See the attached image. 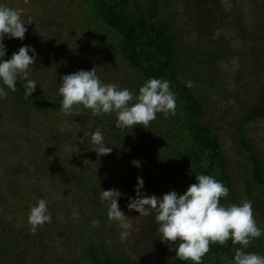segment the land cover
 <instances>
[{
    "label": "rangeland",
    "instance_id": "1",
    "mask_svg": "<svg viewBox=\"0 0 264 264\" xmlns=\"http://www.w3.org/2000/svg\"><path fill=\"white\" fill-rule=\"evenodd\" d=\"M263 1L157 0L155 16L156 20L170 25L182 52L195 43L203 52L219 41L228 42L237 52L233 58L214 64L226 91L234 92L237 98L225 99L204 89L207 112L203 119L219 132L228 162L227 171L234 178V186L224 205L239 204L245 199L251 201L255 220L261 228H264V188L249 176L253 165L239 140L235 123L257 103L262 80L260 75L248 74L252 69L245 54L255 43L240 38L234 23L241 19L257 31L260 23H264L260 8ZM0 4L20 10L27 28L23 41L4 38V57L10 59L25 45L35 49L36 61L29 78L37 81L36 90L44 99L62 100L58 93L61 77L78 70L95 67L98 77L106 84H119L122 79L136 75V70L114 47L106 28L89 17L87 0H0ZM137 5L149 16L147 11L152 0H129L125 11L138 17L140 9ZM29 55H32L31 51ZM200 68L190 72L192 80H201L206 69ZM5 91L7 97L0 99V222L4 221L0 231L7 224L12 225L10 229L19 240L17 249L22 251L28 246V263L91 264L85 254L90 245H96L102 252L109 251L119 258L130 256L143 264H174L175 245L172 250L161 243L154 214L140 216L127 208L129 198L136 196L137 178H142V162L126 142L132 147L146 148L145 151L154 149L158 157L169 156L173 151L178 152L174 145L182 146L178 133L175 130L169 132L168 124H162L157 117L151 122L150 129L140 125L127 128L131 135L127 139L123 131L115 134L110 129V123L116 122L114 113L93 116L82 106L77 116L62 114L61 107H45L39 111L17 100V91L7 88ZM176 111H179L178 107ZM97 129L101 130L105 145L112 147L108 155L99 157L91 151L94 145L90 136L80 143L85 132L92 133ZM245 136L264 159V117L249 121L245 125ZM45 160L51 161L52 165ZM133 160H138L140 167L133 165ZM168 160L164 164L167 165ZM165 167L161 166L159 170L164 172ZM75 175L83 178L87 185L81 184ZM92 186L99 191L98 202L94 201ZM109 189L120 191V210L133 225L124 242L119 239L121 229L108 219L110 202L101 201V192ZM141 192L156 195L145 184ZM40 199H46L52 219L32 233L28 215ZM74 212L76 216H73ZM94 220L99 221L98 227L92 226ZM22 229L31 237L28 243L18 236ZM237 247L239 245H232L228 249L232 257ZM247 251L264 252V235L254 240ZM223 259L222 256L219 261ZM213 263L217 264V261L212 260Z\"/></svg>",
    "mask_w": 264,
    "mask_h": 264
},
{
    "label": "trees",
    "instance_id": "2",
    "mask_svg": "<svg viewBox=\"0 0 264 264\" xmlns=\"http://www.w3.org/2000/svg\"><path fill=\"white\" fill-rule=\"evenodd\" d=\"M87 2L90 9L89 17L106 28L114 47L122 54L129 66L136 70L135 76L119 81L120 87L128 88L134 95H138L139 88L147 80L159 78L168 80L171 90L176 94L179 111L168 118H165L162 113H158L157 117L162 124H168L166 129L169 132L175 130L178 133L177 136H180L182 146H173L178 152L173 151V153H169V156L158 157L153 151L154 149L145 151L146 148L132 147L130 143L126 142V145L133 149L142 162L141 176L145 186L157 196H162L172 190L183 194L189 185L196 183L195 174H205L224 183L230 193L234 186V178L227 171L228 162L223 153L219 132L213 130L212 123H207L203 119L207 112L203 97L205 92L203 91L216 92L225 99L237 98L234 92L226 91L227 89L222 85V77L218 76L219 73H216L214 68V64L233 58L237 52H234L229 43L224 41L213 43L203 52L199 50L198 43H195L182 52L179 49L176 34L170 30V25L166 21L155 19L158 12L157 0H152V6L147 11L149 16H146V13L137 5L140 9L138 17L131 16L125 11V5L129 0H87ZM260 8L264 13V1L260 3ZM234 24L240 38L255 43V46L250 47L245 54L246 57H249L252 69V71L248 70V74L260 75L262 80L257 103L251 105L235 124L239 140L253 165L249 176H252L255 182L264 188V159L253 142L245 136V125L249 121L264 117V23H260L257 31L245 25L241 19H236ZM3 59L6 60L5 57ZM200 67L206 69L201 71L203 73L201 80H192L190 72L195 69L200 70ZM188 81H192L195 87H187ZM16 87L17 100L30 107L39 111L45 107L52 109L61 107L62 100L58 102L46 100L38 90H35L31 97L25 99L24 84L20 80L17 81ZM115 124L116 122L112 121L110 129L115 134L123 131L127 139H130L131 135L128 134V129L117 128ZM151 128L153 127L151 126ZM167 158L169 160L166 165L164 163ZM45 161L49 166L52 165L51 161ZM161 166H166L164 172L159 170ZM54 167L56 168L55 165ZM75 178L81 184L87 185L83 178L76 175ZM92 190L94 201L98 202L100 194L97 187L92 186ZM225 201L226 198H222L220 203L224 205ZM3 222H0V225ZM10 228L12 225L7 224L1 228L3 231H0V264H30L27 261L28 246L19 251L17 249L19 240L16 239ZM23 232V229L20 230L18 236H22L25 243H28L31 237L28 233L25 235ZM232 245L231 241L225 245L218 243L210 245V251L202 258V264H212V260H216L217 264L220 262L232 264L233 257L228 252ZM259 254L264 255V252ZM85 255L91 260V264H143L134 261L130 256L119 258L109 251L102 252L96 245H90ZM172 255L174 264H193L192 261L176 259L174 250ZM222 256L224 261H219ZM81 260L78 262L80 263Z\"/></svg>",
    "mask_w": 264,
    "mask_h": 264
},
{
    "label": "clouds",
    "instance_id": "3",
    "mask_svg": "<svg viewBox=\"0 0 264 264\" xmlns=\"http://www.w3.org/2000/svg\"><path fill=\"white\" fill-rule=\"evenodd\" d=\"M21 17L20 10L0 4V99L7 97L5 88L17 91L18 80L25 82V99L32 96L38 84L36 80L29 78L31 67L36 61L35 49L31 46H22L10 59H3L6 55L3 43L6 36L21 41L25 38L27 28ZM30 51L32 55H29ZM186 86L193 88L195 84L188 81ZM58 93L62 97V114L80 115L81 106L90 110L93 116L114 113L115 126L120 129L137 125L150 129V124L158 113L168 118L176 114L177 108L176 94L171 90L168 80L151 78L139 88L138 95H134L119 84L101 81L95 67L63 75ZM89 136L94 145L91 151L96 152L97 156L112 152V147L105 145L100 129L92 133L85 132L80 143H84ZM132 163L140 167L138 160H133ZM195 180L196 183L189 185L183 194L172 190L157 196L142 193L144 181L138 177L136 196L129 198L127 208L129 211L135 210L140 216L154 214L161 243L172 250L175 245L176 259L202 264V258L210 251V245H225L231 241L234 246L239 245L232 264H264V255L247 251L254 240L264 235V228L258 226L255 220L252 202L245 199L239 204L222 205L221 199L229 195V189L224 183L205 174H195ZM120 196L117 189L101 192V201L110 202L108 219L121 229L119 239L124 242L133 225L129 217L120 210ZM76 215L74 212L73 216ZM51 219L46 199H40L30 208L28 223L32 233L45 223H50ZM92 226L98 227L99 221H92Z\"/></svg>",
    "mask_w": 264,
    "mask_h": 264
}]
</instances>
